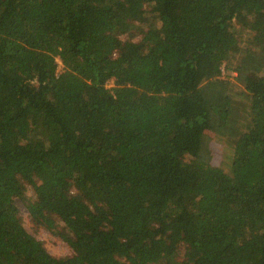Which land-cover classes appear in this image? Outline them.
<instances>
[{"label":"trees","instance_id":"trees-1","mask_svg":"<svg viewBox=\"0 0 264 264\" xmlns=\"http://www.w3.org/2000/svg\"><path fill=\"white\" fill-rule=\"evenodd\" d=\"M0 264H264V0H0Z\"/></svg>","mask_w":264,"mask_h":264},{"label":"rangeland","instance_id":"rangeland-1","mask_svg":"<svg viewBox=\"0 0 264 264\" xmlns=\"http://www.w3.org/2000/svg\"><path fill=\"white\" fill-rule=\"evenodd\" d=\"M59 69H61V66H59ZM223 77H225V76H223ZM225 78H228L231 80V77L230 78L225 77ZM210 134H212V133H209L208 136ZM209 145H210V148L212 150V155H213L212 161L218 162L221 158V155H222L220 146L213 141L209 142ZM15 204H16V207H17L20 215H22L23 218H26L27 210H26L25 206L18 199L16 200ZM26 227L28 228V230H30V227L28 226L27 223H26ZM35 234H36L37 238L41 239L44 242V246L46 247V249L51 254L61 256V255L68 254L70 252L68 246L63 241L56 239L50 233H48L46 230L40 229Z\"/></svg>","mask_w":264,"mask_h":264}]
</instances>
